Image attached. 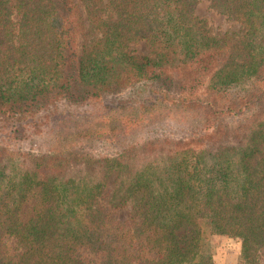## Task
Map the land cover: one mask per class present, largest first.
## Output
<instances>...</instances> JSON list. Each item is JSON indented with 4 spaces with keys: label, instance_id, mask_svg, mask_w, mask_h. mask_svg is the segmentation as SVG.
I'll return each instance as SVG.
<instances>
[{
    "label": "trees",
    "instance_id": "trees-1",
    "mask_svg": "<svg viewBox=\"0 0 264 264\" xmlns=\"http://www.w3.org/2000/svg\"><path fill=\"white\" fill-rule=\"evenodd\" d=\"M201 1L0 0V264H213L212 236L259 264L264 0H209L222 35Z\"/></svg>",
    "mask_w": 264,
    "mask_h": 264
},
{
    "label": "rangeland",
    "instance_id": "rangeland-1",
    "mask_svg": "<svg viewBox=\"0 0 264 264\" xmlns=\"http://www.w3.org/2000/svg\"><path fill=\"white\" fill-rule=\"evenodd\" d=\"M79 5L81 11H83L81 0H75ZM196 15L202 19H205L214 33L216 34H224L226 32L234 33L238 31L239 29V23L229 20L226 16L220 14L219 12H216L211 5V2L209 0H203L199 3V5L196 7ZM132 49H134L138 54L145 55L148 53V46L145 43H139L137 45H132ZM92 105L90 106H82L78 109V111H93ZM175 115H177L178 118H175L176 120L181 119V114L179 112H173ZM175 120L173 119V122ZM113 122L115 124H119L117 120L113 119ZM169 127L165 130V132H161V136H166L171 138L172 140H179L183 138V134L180 133V127L179 123L181 121L175 122L174 125L171 124V121H169ZM220 122L222 124V127L227 125L228 127H234L236 124L233 119L227 120L226 119H220ZM106 122H102L101 119H96L92 122L86 123L87 129H98L99 127H102L105 125ZM150 130H155L156 133L159 131L157 128H159L160 125H150ZM164 130V128L162 129ZM82 132L81 128H73L72 127V136H75L76 133ZM140 131H136L131 140H139L144 139L146 135H140L137 134ZM69 135V131L67 132V136ZM115 135V134H114ZM158 137L157 135H155ZM86 143V146H90V148L95 151L96 153L103 155H113L116 153L117 148L115 147L114 143L106 142L100 143L97 141H84ZM61 145V144H60ZM64 143H62V146ZM40 147H49L46 144H43L42 142H36V143H25L22 147V151L32 152L40 151ZM55 147H59L56 145ZM27 209H25L26 211ZM129 208H126L122 211L117 212L114 215V218L116 221L124 222L129 220ZM27 215V213H25ZM27 218V216L25 217ZM204 251L205 253L212 258L213 264H244V257L242 252V243L239 239L230 238L227 236H212L209 237L207 240L204 241ZM260 262L259 264H264V252L260 256Z\"/></svg>",
    "mask_w": 264,
    "mask_h": 264
}]
</instances>
